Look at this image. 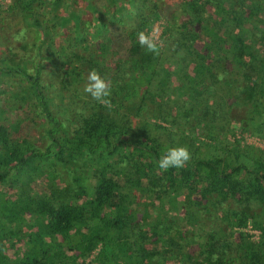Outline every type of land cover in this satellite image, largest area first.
I'll return each mask as SVG.
<instances>
[{"label": "trees", "instance_id": "trees-1", "mask_svg": "<svg viewBox=\"0 0 264 264\" xmlns=\"http://www.w3.org/2000/svg\"><path fill=\"white\" fill-rule=\"evenodd\" d=\"M9 1L0 264H264V152L227 140L237 109L264 138V0ZM159 20L154 55L137 33ZM92 69L110 106L83 91ZM177 145L191 160L161 169Z\"/></svg>", "mask_w": 264, "mask_h": 264}, {"label": "clouds", "instance_id": "clouds-1", "mask_svg": "<svg viewBox=\"0 0 264 264\" xmlns=\"http://www.w3.org/2000/svg\"><path fill=\"white\" fill-rule=\"evenodd\" d=\"M138 43L144 47L146 51L159 54L160 45L154 33L140 31L137 33ZM83 91L89 94L94 100L110 106L109 97L111 95V82L103 78L95 69L88 72L87 83ZM191 160V153L186 145L167 147L164 153L157 161L158 166L167 170L169 168H183Z\"/></svg>", "mask_w": 264, "mask_h": 264}, {"label": "rangeland", "instance_id": "rangeland-1", "mask_svg": "<svg viewBox=\"0 0 264 264\" xmlns=\"http://www.w3.org/2000/svg\"><path fill=\"white\" fill-rule=\"evenodd\" d=\"M10 4V1L9 0H0V5L3 7V8H6L7 6H9ZM161 28H162V21H156L155 24L152 25L149 33H154L157 37V42L160 44L159 42V35L161 33ZM132 114V111L130 112ZM235 117H234V120L230 123V127L232 129V134H233V137L232 135L228 137V142H232L233 139H238L240 141V145L241 146H248L246 143H245V138H249L250 136H257L255 131H253V129H251V127L249 126H246L244 128L243 125L245 123V121H243L245 115H244V112L243 110L241 109H237L235 110ZM23 128V132L27 135H30L31 133H35V131L37 130V126L34 123H31L27 120H23V122L20 124ZM250 147V146H248ZM252 148V147H250ZM254 150V148H252ZM61 174L59 177L56 176L55 178V181H53V183H51L49 186L51 187V189L57 191L58 189H64V188H69L70 186L68 185L70 183V180L68 178H66L65 174L64 173H59ZM40 181L41 179H39L36 183L37 184H40ZM26 188H30L29 185L26 186ZM33 191H35L36 189L32 188ZM92 195V191L91 189H87V192H86V196L85 198H90ZM77 202V201H75ZM78 204H80L81 202H77ZM249 212V211H248ZM249 215H251V213L249 212ZM262 217H260L261 219ZM245 232H247L250 236H251V239L253 241H256L257 238H258V234L259 232L252 228L251 226V223L249 222L246 229H245ZM75 252H65V264H71L70 263V260H68L69 257H73ZM4 255L6 257V260H5V263L8 262V260H10L9 258H13V255L11 252L9 251H4ZM94 253L89 257L87 258L86 260L84 261H81V259H76V262L75 264H95V262L93 261L92 257H93Z\"/></svg>", "mask_w": 264, "mask_h": 264}, {"label": "built area", "instance_id": "built-area-1", "mask_svg": "<svg viewBox=\"0 0 264 264\" xmlns=\"http://www.w3.org/2000/svg\"><path fill=\"white\" fill-rule=\"evenodd\" d=\"M245 143L255 150L264 152V138L259 136H250L249 138H245Z\"/></svg>", "mask_w": 264, "mask_h": 264}]
</instances>
